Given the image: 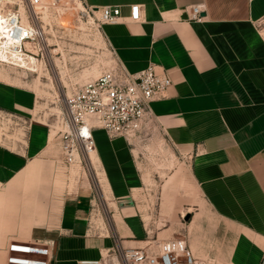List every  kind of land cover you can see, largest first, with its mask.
Instances as JSON below:
<instances>
[{"label":"crops","instance_id":"1","mask_svg":"<svg viewBox=\"0 0 264 264\" xmlns=\"http://www.w3.org/2000/svg\"><path fill=\"white\" fill-rule=\"evenodd\" d=\"M86 2L122 11L119 23L102 28L107 56L114 49L133 74L155 65L172 77L167 98L152 104L144 134L158 132L175 153L188 156L193 182L215 218L210 226L198 220L180 239L206 264H264V0ZM134 5L140 22L130 19ZM196 5L205 6L201 23L189 20ZM94 138L95 189L89 183L91 191L83 190L84 181L66 208L68 199L56 188V209L24 226L15 220L24 214L9 204L19 190L16 176L1 177L18 159L0 149V264L13 241L50 246L54 264H90L107 255L116 261L117 246L145 247L148 229L133 196L144 183L138 151L100 129ZM92 215L103 216L104 237L89 225ZM163 235L155 233L159 241Z\"/></svg>","mask_w":264,"mask_h":264},{"label":"rangeland","instance_id":"2","mask_svg":"<svg viewBox=\"0 0 264 264\" xmlns=\"http://www.w3.org/2000/svg\"><path fill=\"white\" fill-rule=\"evenodd\" d=\"M0 10L6 15L18 12L29 19V0H0ZM59 12L42 13L39 24L46 27L47 45L36 46L37 52L33 49V62L24 57L25 63L18 65L0 58V149L18 159L15 169H7L1 177L16 176L19 190L14 203L9 204L17 214H24L15 217L20 226L45 220L46 210L56 209L57 189L68 199L66 208H70L74 206L70 198L79 185L85 181L82 189L91 191L89 183L94 188L97 182V157L69 166L63 158L61 134L68 130L65 96L73 92L76 83L100 75L107 64V47L97 26L85 19L80 22L72 9ZM28 48L32 49L31 45ZM132 144L138 151L144 180L133 196L142 224L148 229L145 246L157 250L155 233L163 231L166 240L180 239L198 220L209 226L215 222L193 182L188 156L175 153L158 132L144 134ZM92 216L89 225L91 222L97 236L104 237L100 229L103 216ZM112 224L107 213V236L113 233Z\"/></svg>","mask_w":264,"mask_h":264},{"label":"built area","instance_id":"3","mask_svg":"<svg viewBox=\"0 0 264 264\" xmlns=\"http://www.w3.org/2000/svg\"><path fill=\"white\" fill-rule=\"evenodd\" d=\"M48 1L64 10L72 9L80 22L85 19L90 25L92 19L91 25L97 26L101 34L103 26L119 23L122 18L119 7L96 9L86 0ZM42 4L43 0H29L30 27L23 24L18 12L3 14L7 35L13 41L12 49L24 56L33 55L38 45H47L46 27L39 24L43 20L36 11ZM140 9L139 5L131 7L132 22L142 21ZM190 10V21L203 22L204 5L193 6ZM109 55L98 77L76 83L73 92L64 98L68 130L61 134V149L64 161L71 167L83 165L85 159L96 152L95 130H103L113 140L124 138L131 144L140 139L146 124L154 117L152 104L166 99L173 85L170 73L159 66L150 65L133 74L114 49ZM154 243L157 250L148 248L149 244L143 248L117 246L114 250L116 261L107 255L90 264H206L191 253L183 239L159 241L157 238ZM6 250V264H54L52 248L40 242L13 241Z\"/></svg>","mask_w":264,"mask_h":264},{"label":"bare ground","instance_id":"4","mask_svg":"<svg viewBox=\"0 0 264 264\" xmlns=\"http://www.w3.org/2000/svg\"><path fill=\"white\" fill-rule=\"evenodd\" d=\"M40 7H41V11H37V10L36 11L39 14H41V15H42L43 12H48V13L51 14V13H53V11L55 9L60 10V12H59L58 15L62 14L64 11H66V10H64V8L62 6H53L52 3L49 2L48 0H43V4L42 5H39L38 8H40ZM58 15L56 16V19L57 20H58ZM4 17L5 16H3L2 11L0 10V58H2L7 63H10V64H16L17 63L18 65H21V64L25 63V58L26 59L27 58H30V61L33 62L34 61V58L31 57V56H34V55L24 56L23 54L17 53L14 49H12L13 41L7 35L8 27L6 25H4V23H3ZM28 22H29V19H23V24L25 26H27V27H30V25H29ZM81 22H83V21H81ZM90 23L91 24L93 23V20L92 19H90ZM28 45H30V44H27V46ZM90 158H92L95 161L96 160L95 159L96 158V152H92L90 154ZM76 165H79V164H76Z\"/></svg>","mask_w":264,"mask_h":264}]
</instances>
